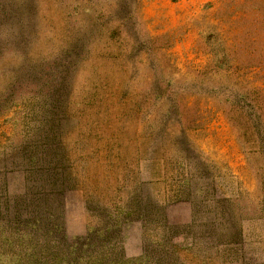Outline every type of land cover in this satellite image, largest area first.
<instances>
[{"label":"rangeland","instance_id":"374dc122","mask_svg":"<svg viewBox=\"0 0 264 264\" xmlns=\"http://www.w3.org/2000/svg\"><path fill=\"white\" fill-rule=\"evenodd\" d=\"M259 1L238 9V0L223 5L219 0H0L5 6L0 7V240H15L7 228L15 219L13 201L35 197L46 169H55L71 179L65 180L69 235L98 225L94 204V216L83 210L89 197L80 191L84 186L97 187L95 200L107 204L127 200L130 187L141 186L136 199L145 193L159 206L166 204V221L181 226L170 245L183 264H264L262 153L240 142L221 101L200 99L204 124L189 133L194 146L189 160H177L170 151V118L157 109L160 98L170 103L172 88L215 85L217 79L196 82L215 55L243 63L212 71L221 87L255 90L254 103L264 109V2ZM151 4L152 13L163 12L148 18ZM168 10L170 17L164 15ZM65 31L76 44L69 41L70 52L59 57ZM221 38L243 43L252 56L222 52ZM28 51L29 68L55 74L52 88L43 86L36 72L12 77L14 60ZM118 88L133 94L134 112L128 101L121 109L116 100L97 103L102 92ZM159 116L166 130L158 128ZM184 163L189 176L170 171L172 164L181 172ZM190 178L189 189L199 194L175 195ZM183 225L189 227L185 232ZM147 231L156 234L154 227ZM143 234L135 224L123 241L114 242L135 257Z\"/></svg>","mask_w":264,"mask_h":264},{"label":"trees","instance_id":"16d2710c","mask_svg":"<svg viewBox=\"0 0 264 264\" xmlns=\"http://www.w3.org/2000/svg\"><path fill=\"white\" fill-rule=\"evenodd\" d=\"M224 1L219 0V3L223 5L225 4ZM256 1L238 0L237 8L241 7L240 9H242L243 5H247L249 2L256 3ZM262 1L264 2V0H260L259 3ZM0 7L4 8L5 6L0 4ZM24 19L25 16L19 22L20 31L25 27ZM71 37V33L64 32V36L60 40V43H63L61 47L64 50L63 53H59V57H63L67 52H70L68 51V48H70L69 41L76 44V39L70 40ZM217 46L224 53L247 52V54L250 53L248 56H252L250 48L244 46L243 43L238 45L228 44L226 40L221 38L217 42ZM27 54H30L29 51L14 60V65H16L14 73L16 74L12 77H15L19 72H22L21 74L36 72L37 75L42 77H40V81L43 86L52 88L56 79V77H53L55 74L49 77L45 72H42V68L40 70L29 68L25 56ZM261 59H264V56ZM241 64L243 63L239 64L235 58L227 60L225 56L217 58V55H215L211 61L210 69L198 72L196 81L203 84L204 79L212 81L217 79L215 85L210 86L205 82L209 89L175 90L172 88L170 90V103L159 97L158 111L163 112L165 117L170 118V151L173 158L176 157L177 160L183 161L189 160L188 154L194 150V146L188 142V138L190 131L201 129L204 124L202 110L199 106L200 99L221 101L227 119L234 128L238 129V133L241 135L240 142L244 147L248 145L250 149H252V145H255L264 156L263 150L261 151V147L264 148V109L254 103L256 91L236 88L226 89V85L225 88H222L219 82L221 79L212 74V71L217 72L225 65L230 67ZM227 82L233 86V83L229 80ZM15 84L16 82L13 81L12 85ZM102 95L103 98H100L97 103L102 104L110 99L116 100L114 103L117 106L119 105L121 109L120 106L124 107L128 101L129 105L131 103L132 108L130 109L132 112L138 107L133 94L127 96L119 88L118 91H112L108 94L102 92ZM151 95L155 97L157 94ZM190 98L193 99L189 100ZM130 114L133 115V113ZM158 122V128L166 130L162 117L159 116ZM247 139H250V141ZM170 165L173 167L170 170L171 172L184 175V170L186 176L190 175L189 171L184 168V166H187L186 163L183 164L181 172H178L176 165ZM46 170L44 178H40V189L35 192V197L13 201L15 219L12 221L11 226L8 225L7 228L11 230H9L8 237H14L15 240L6 239V237L0 240V264H183L179 254H176V249L170 245V241L178 235L175 234L174 230L180 229L181 226H170V223L166 221L167 215L164 212L167 210L166 204L163 203L159 206L156 201H150L151 198L145 193H141L140 197L136 199V192H140L141 186L130 187L131 193H128V199L115 202V204L100 202L99 199L95 200L97 187L84 186L80 191H82L83 196L89 197H86L83 210L88 216L91 213L94 216V210L90 206V204H94L96 210V216L94 217L99 219L98 225L88 226L84 234L80 236L69 235L65 230L64 218L67 205L65 195L70 189L67 188L65 180L71 179L66 173L61 172V174H58L55 169ZM34 181L37 183L39 180L35 179ZM189 182L191 184V178L186 179L184 185L177 186L173 193L187 197L189 194H199V190L192 193V188L189 189ZM38 195L41 198L33 200ZM22 198H25V195ZM23 212H25L26 218L21 220L20 217ZM104 212H108L109 215L104 217ZM135 224L143 229L144 240L139 254L135 257H127L123 244L114 242V239H122L123 241L126 238V233ZM150 227L156 229V234L147 231ZM182 227L181 231L184 232L189 229L188 225ZM0 229L3 230L4 227ZM227 229L232 232L230 224H227ZM1 233L5 234L7 232L1 231ZM4 244L10 246L5 247Z\"/></svg>","mask_w":264,"mask_h":264},{"label":"crops","instance_id":"0c3cea01","mask_svg":"<svg viewBox=\"0 0 264 264\" xmlns=\"http://www.w3.org/2000/svg\"><path fill=\"white\" fill-rule=\"evenodd\" d=\"M153 5H154V4H151V5L148 7V9H147V12H148V13H151V15H148V18H154V17H156V16H159V14L163 12V9H161V10H160V13H157V14H156V8H154V9H153V13H152L151 10H152V8H153ZM164 15H165L166 17H167V16L170 17V10L165 11V12H164ZM176 16H177V15H176ZM179 16H180V15H178L177 17H179Z\"/></svg>","mask_w":264,"mask_h":264}]
</instances>
